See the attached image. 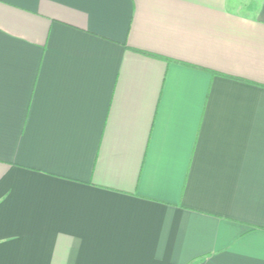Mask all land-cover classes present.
<instances>
[{"label": "crops", "instance_id": "crops-1", "mask_svg": "<svg viewBox=\"0 0 264 264\" xmlns=\"http://www.w3.org/2000/svg\"><path fill=\"white\" fill-rule=\"evenodd\" d=\"M0 0V264H264V0Z\"/></svg>", "mask_w": 264, "mask_h": 264}, {"label": "rangeland", "instance_id": "rangeland-1", "mask_svg": "<svg viewBox=\"0 0 264 264\" xmlns=\"http://www.w3.org/2000/svg\"><path fill=\"white\" fill-rule=\"evenodd\" d=\"M231 5L236 9L243 12L251 13L254 6L257 4V0H232Z\"/></svg>", "mask_w": 264, "mask_h": 264}]
</instances>
